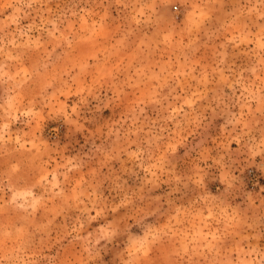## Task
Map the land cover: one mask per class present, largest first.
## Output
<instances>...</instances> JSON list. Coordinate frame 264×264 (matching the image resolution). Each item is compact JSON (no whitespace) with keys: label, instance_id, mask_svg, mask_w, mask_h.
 <instances>
[{"label":"rangeland","instance_id":"obj_1","mask_svg":"<svg viewBox=\"0 0 264 264\" xmlns=\"http://www.w3.org/2000/svg\"><path fill=\"white\" fill-rule=\"evenodd\" d=\"M0 264H264V0H0Z\"/></svg>","mask_w":264,"mask_h":264}]
</instances>
